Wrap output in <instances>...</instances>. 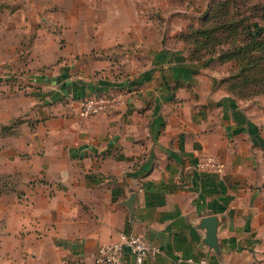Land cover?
Listing matches in <instances>:
<instances>
[{
	"label": "crops",
	"instance_id": "0c3cea01",
	"mask_svg": "<svg viewBox=\"0 0 264 264\" xmlns=\"http://www.w3.org/2000/svg\"><path fill=\"white\" fill-rule=\"evenodd\" d=\"M35 1L14 0L27 9L7 14L9 28L0 0V183L13 184L0 191V264L90 262L121 233L147 240L144 264H264V95L236 98L229 75L181 48L149 61L147 31L109 25L107 0L78 14L45 3L38 28ZM113 90L124 108L80 117V99ZM203 153L225 174L197 170ZM121 264H135L129 250Z\"/></svg>",
	"mask_w": 264,
	"mask_h": 264
},
{
	"label": "rangeland",
	"instance_id": "374dc122",
	"mask_svg": "<svg viewBox=\"0 0 264 264\" xmlns=\"http://www.w3.org/2000/svg\"><path fill=\"white\" fill-rule=\"evenodd\" d=\"M56 1L68 3L63 7H69V12L72 14H78L89 7L84 4V0H36L34 6L36 9V28H38L37 24L41 22L42 16L40 15L43 5L45 3L50 4V2L55 4ZM3 2L5 27L9 26V28H13V19L7 17V14L10 13L12 15L18 10V7L20 8L19 11H22V8L27 9L26 4H18L17 7L14 0H3ZM55 5H51V7ZM98 5L100 6L99 13L104 17L103 19H105V16H109V14L114 15L116 20L114 18L108 20L109 25L114 24L116 28L123 29L127 28V24L130 25V29L138 28L139 24L144 27V30L147 31L145 39L147 40V59L149 61L154 54V50L160 46L181 48L188 60L193 55L195 57L200 56L201 52L197 49V45L194 46V43H192V37L190 36L192 30L198 31L205 28L213 31L216 30V34L220 36V32L218 31L221 30L220 26L229 25V23L236 25V18H241L242 16H248V21L255 20L256 18L260 22L259 26L261 28L264 26V0H107L100 1ZM98 5L94 8H97ZM58 7L59 5H56L53 10H56L58 13L62 12L61 10H57ZM226 11L229 12L228 15L233 20H228V22L226 19H222ZM63 12L66 11L63 10ZM248 21H244V26L245 24L248 25ZM49 31L60 36L63 33V25L51 19ZM218 38H215L214 41H217ZM7 39L9 44H11V33ZM52 40L58 42L61 49L66 45L63 37H52ZM232 43L234 44V42ZM231 44L216 45L217 50L215 54H206L207 56L202 58L205 60L203 61L205 65L212 63V74L217 79L219 76H231L237 71L235 68H232L235 60L229 61L227 59L228 61H221L222 55L225 54L224 52L230 48L232 49L233 46ZM52 49L53 51L55 50L54 47ZM8 55L10 54L8 53ZM233 59L236 58L233 57ZM251 71H253L254 75H264V69L249 70V72ZM234 96L238 98V95ZM252 98L250 97L246 100H251ZM11 186H13L11 183H0V191L1 189H9Z\"/></svg>",
	"mask_w": 264,
	"mask_h": 264
},
{
	"label": "trees",
	"instance_id": "16d2710c",
	"mask_svg": "<svg viewBox=\"0 0 264 264\" xmlns=\"http://www.w3.org/2000/svg\"><path fill=\"white\" fill-rule=\"evenodd\" d=\"M224 13V12H221ZM229 12L226 11L222 19L233 20L229 17ZM228 15V16H227ZM248 16L237 17L236 25L220 26V36L216 34V30H192L190 36L192 43L197 45L201 55L189 58L191 62H199L208 54L216 53V45L232 43V49L226 50L222 55L221 61L235 60L232 68L237 71L225 79L227 87L233 95H238L240 99H248L254 96L264 94V75L253 74L254 69H264V26L261 28L260 22L255 20L248 21ZM244 21H248V25ZM229 22V21H228ZM243 22V24H241ZM217 41H214L215 38ZM262 53V55H261ZM207 54V55H206ZM235 57L236 59H233ZM228 59V60H227Z\"/></svg>",
	"mask_w": 264,
	"mask_h": 264
},
{
	"label": "built area",
	"instance_id": "2783aa9c",
	"mask_svg": "<svg viewBox=\"0 0 264 264\" xmlns=\"http://www.w3.org/2000/svg\"><path fill=\"white\" fill-rule=\"evenodd\" d=\"M126 104L127 96L123 91L96 92L78 101V113L81 118H89L118 111ZM196 167L197 170L204 173L224 175L226 172L225 162L212 153H203L198 156ZM126 250L134 255L135 264H144L152 248L142 235L121 233L117 241L100 245L92 261L85 262L74 259L68 261L67 264H121ZM191 261L193 264H212L207 257L191 259Z\"/></svg>",
	"mask_w": 264,
	"mask_h": 264
},
{
	"label": "water",
	"instance_id": "95a60500",
	"mask_svg": "<svg viewBox=\"0 0 264 264\" xmlns=\"http://www.w3.org/2000/svg\"><path fill=\"white\" fill-rule=\"evenodd\" d=\"M203 222L208 229L206 241L210 246H212L213 249H215L216 253L219 255L221 251L219 250L217 243V216H206L204 217Z\"/></svg>",
	"mask_w": 264,
	"mask_h": 264
}]
</instances>
